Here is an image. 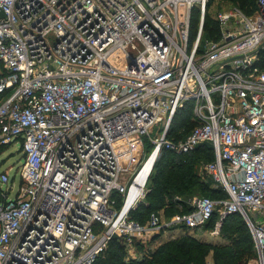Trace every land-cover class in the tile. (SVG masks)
Returning a JSON list of instances; mask_svg holds the SVG:
<instances>
[{"label":"built area","instance_id":"2783aa9c","mask_svg":"<svg viewBox=\"0 0 264 264\" xmlns=\"http://www.w3.org/2000/svg\"><path fill=\"white\" fill-rule=\"evenodd\" d=\"M207 3L0 0V147L20 142L23 156L13 197L0 173V264H92L114 237L133 246L170 228L195 234L215 213L213 234L243 217L264 264V0L251 14L220 10L212 37ZM186 104L195 125L170 138ZM156 126L159 156L208 143L201 173L227 195L195 196L165 221L132 219L144 189L125 208L139 169L126 182L122 160L128 140Z\"/></svg>","mask_w":264,"mask_h":264},{"label":"trees","instance_id":"16d2710c","mask_svg":"<svg viewBox=\"0 0 264 264\" xmlns=\"http://www.w3.org/2000/svg\"><path fill=\"white\" fill-rule=\"evenodd\" d=\"M209 1L213 0H208L206 11ZM232 1L247 14L257 9V0ZM205 18V37H212L217 32L216 19H209L208 12L205 13ZM198 22L199 9H194L191 15V30L195 29ZM191 116L190 104L179 109L171 122L169 137L177 138L191 131L195 125ZM182 130H186L183 135ZM213 159L212 147L208 143L188 153L162 150L153 167V173L151 172L146 200L140 205L141 212L134 213L131 210V218L145 223L152 212L160 213L161 210L168 212L170 218L175 213L190 212L192 206L189 201L195 196L215 199L225 197L226 192L215 188L212 180L201 173L203 165ZM204 192L208 194L202 195ZM217 215L214 214L205 228L213 227ZM244 221L240 214H230L224 219L221 227L222 236L226 240L224 243L201 242L194 235L185 234L173 239L171 243L169 240L159 246L151 257L128 263L124 260L123 243L114 237L92 264H208L207 256L210 253L213 264H247L248 260L255 256V248L251 232Z\"/></svg>","mask_w":264,"mask_h":264},{"label":"rangeland","instance_id":"374dc122","mask_svg":"<svg viewBox=\"0 0 264 264\" xmlns=\"http://www.w3.org/2000/svg\"><path fill=\"white\" fill-rule=\"evenodd\" d=\"M233 5H235V3L232 0H213L211 2L209 1V6L206 12H208L209 14V19L215 20L216 15L220 10L226 9ZM162 125L163 123L160 124L159 127L161 128ZM189 131L187 133H189ZM158 132H159V129H158V126H156L153 129V131L150 132V135H141L140 138H136V140H134L133 138L129 139L130 153H132L133 155L132 157H129V155L124 156L123 157L124 159L122 160L123 165L127 168L125 171V175H124L126 182H127V179L129 180L133 177L134 173L139 169V167L142 165L144 160L148 157V155L154 149V142L150 136H154ZM184 132H186V130ZM184 132L182 130V135L184 134ZM186 134H184L183 136H179L177 138H183ZM134 148H137V149H134ZM133 150H134V153H133ZM200 159H203V158H200ZM22 164H23V156H22L20 142H16V143H12V144L0 147V173L3 171H8L10 177L12 178V182L14 185V190H12L10 197H13L15 195V190L19 186L20 169H21ZM153 167L154 165L152 166V170H153ZM152 170L151 172L153 173ZM152 173L150 175H152ZM149 181H150V176L144 186V193L139 198L132 212L134 213H137V211L141 212L140 205L142 202H145L146 200V193L149 190V185H150ZM201 194L207 195L208 193L204 192ZM123 199H124L123 196L121 195L118 196V202H119L118 205L122 206ZM182 213H185V212H179L175 214H182ZM160 214L162 215V218L164 221L169 219L168 212L161 210ZM245 224L248 227L246 222ZM174 229L175 228L162 230L159 234L154 235L150 239L148 237H145V238H142L141 240H136L133 246L123 244L124 260L128 263L133 260H142L144 258L151 257L153 252L159 246H161L162 244H164L165 242L169 240H171L169 242L171 243L173 242V239L183 235L181 234L180 230L176 229V231H173ZM194 233L195 234H191V235H194L196 239L201 242L216 243V244L226 242L225 238H223L222 236L221 229L218 233L213 234L211 233V227H207V228H203L199 232L195 231ZM254 252H255V256L250 258L247 264H254L255 259H256V251ZM211 257L212 256L210 253L207 256L208 264H213Z\"/></svg>","mask_w":264,"mask_h":264},{"label":"bare ground","instance_id":"6f19581e","mask_svg":"<svg viewBox=\"0 0 264 264\" xmlns=\"http://www.w3.org/2000/svg\"><path fill=\"white\" fill-rule=\"evenodd\" d=\"M126 150L127 149H121L122 156L127 154V152H125ZM159 157V152H156L153 149L152 152L148 155V157L144 160L139 170L136 172L134 182L126 196L125 208L129 207L140 196L151 174L152 166L155 165V161H157Z\"/></svg>","mask_w":264,"mask_h":264},{"label":"crops","instance_id":"0c3cea01","mask_svg":"<svg viewBox=\"0 0 264 264\" xmlns=\"http://www.w3.org/2000/svg\"><path fill=\"white\" fill-rule=\"evenodd\" d=\"M173 231H176V229H174ZM173 231H172V232H173Z\"/></svg>","mask_w":264,"mask_h":264}]
</instances>
